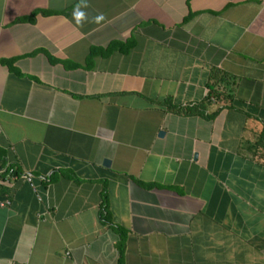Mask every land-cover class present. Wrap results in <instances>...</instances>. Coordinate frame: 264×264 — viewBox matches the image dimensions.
<instances>
[{"label":"crops","instance_id":"1","mask_svg":"<svg viewBox=\"0 0 264 264\" xmlns=\"http://www.w3.org/2000/svg\"><path fill=\"white\" fill-rule=\"evenodd\" d=\"M83 2L0 0V264H264V0Z\"/></svg>","mask_w":264,"mask_h":264},{"label":"clouds","instance_id":"2","mask_svg":"<svg viewBox=\"0 0 264 264\" xmlns=\"http://www.w3.org/2000/svg\"><path fill=\"white\" fill-rule=\"evenodd\" d=\"M81 6L87 7V4L81 0V5H78L76 8H74L73 11V19L76 21L77 24L83 26L84 21L86 20V13L82 10H80ZM102 19V16H99L96 18L97 21Z\"/></svg>","mask_w":264,"mask_h":264},{"label":"built area","instance_id":"3","mask_svg":"<svg viewBox=\"0 0 264 264\" xmlns=\"http://www.w3.org/2000/svg\"><path fill=\"white\" fill-rule=\"evenodd\" d=\"M12 171V170H11ZM26 179H27V181L30 183V185H31V180H32V178H31V175L29 174V175H27L26 176ZM8 202H6V204H7ZM4 205V203H1V206H3Z\"/></svg>","mask_w":264,"mask_h":264},{"label":"water","instance_id":"4","mask_svg":"<svg viewBox=\"0 0 264 264\" xmlns=\"http://www.w3.org/2000/svg\"><path fill=\"white\" fill-rule=\"evenodd\" d=\"M162 135H163V132H160V133H159V136H162ZM104 165H105V166H108V165H109V162H108V161H105V162H104Z\"/></svg>","mask_w":264,"mask_h":264},{"label":"trees","instance_id":"5","mask_svg":"<svg viewBox=\"0 0 264 264\" xmlns=\"http://www.w3.org/2000/svg\"><path fill=\"white\" fill-rule=\"evenodd\" d=\"M94 54V53H93ZM121 255H122V253H121Z\"/></svg>","mask_w":264,"mask_h":264}]
</instances>
